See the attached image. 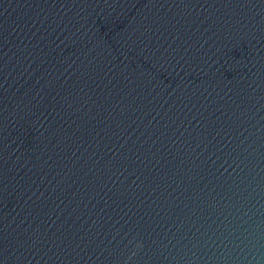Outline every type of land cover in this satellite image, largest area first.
Masks as SVG:
<instances>
[{
    "label": "water",
    "instance_id": "obj_1",
    "mask_svg": "<svg viewBox=\"0 0 264 264\" xmlns=\"http://www.w3.org/2000/svg\"><path fill=\"white\" fill-rule=\"evenodd\" d=\"M0 264H264V0H0Z\"/></svg>",
    "mask_w": 264,
    "mask_h": 264
}]
</instances>
